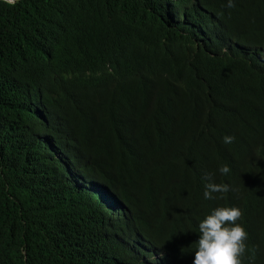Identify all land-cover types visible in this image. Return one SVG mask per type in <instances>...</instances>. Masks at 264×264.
<instances>
[{
	"label": "trees",
	"instance_id": "trees-1",
	"mask_svg": "<svg viewBox=\"0 0 264 264\" xmlns=\"http://www.w3.org/2000/svg\"><path fill=\"white\" fill-rule=\"evenodd\" d=\"M192 1L202 19L212 11L235 27L248 61L203 103L218 84L188 93L184 59L165 68L152 60L132 83L115 77L122 55L155 56L133 16L161 0H0V264H156L127 235L165 206L146 244L193 262L191 202L209 182L230 186L217 204L243 209L244 264L264 245V0L173 3ZM171 153L199 174L154 170L136 191L117 190Z\"/></svg>",
	"mask_w": 264,
	"mask_h": 264
},
{
	"label": "clouds",
	"instance_id": "clouds-1",
	"mask_svg": "<svg viewBox=\"0 0 264 264\" xmlns=\"http://www.w3.org/2000/svg\"><path fill=\"white\" fill-rule=\"evenodd\" d=\"M8 5H15L17 0H4ZM227 8H234V0H227ZM134 24L138 30L150 41L155 56L143 60L138 54L126 53L120 57L115 77L120 82H134L138 79L150 61L154 67L165 68L167 62L176 58L184 59L187 65L181 66L184 79L192 81L186 88L189 92H199L206 79H213L218 88L202 96V103L211 100L215 91H221V81L234 74L238 66L248 61L242 57V49L236 44L237 31L225 18L214 13L204 19L195 3L175 6L173 0H161L158 6L149 8L133 16ZM177 53L173 56V51ZM164 73L169 74L168 71ZM235 137L225 135L223 143L231 144ZM136 147L120 146V152H129ZM146 163L142 168L141 181L123 183L119 191H136L145 183L154 170H162L164 176L173 177L176 173L193 177L200 172V166L184 156L171 153ZM218 171L221 175L230 172L228 165L221 166ZM206 179L211 180L209 174ZM77 183L76 186H83ZM89 187V186H88ZM230 186L226 183L209 182L205 184L204 197L193 200L195 217L198 224L192 234L193 262L185 261L180 255L169 256L166 251L148 247L145 228L160 220L169 207H161L139 217L136 223L128 229L127 240L133 241L147 249L149 260L156 264H244V258L249 251L247 246L248 233L242 224L237 221L243 219V209L239 205L225 207L216 203L218 194L229 192ZM116 208V206H114ZM171 209V208H170ZM255 256L264 261V245L252 250L248 257L249 264H254Z\"/></svg>",
	"mask_w": 264,
	"mask_h": 264
}]
</instances>
